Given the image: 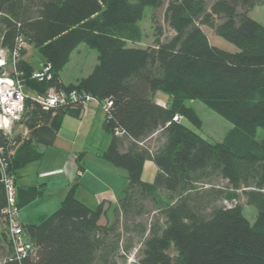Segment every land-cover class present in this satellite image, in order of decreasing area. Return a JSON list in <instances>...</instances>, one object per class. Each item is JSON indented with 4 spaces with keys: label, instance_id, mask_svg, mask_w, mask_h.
I'll return each instance as SVG.
<instances>
[{
    "label": "trees",
    "instance_id": "obj_1",
    "mask_svg": "<svg viewBox=\"0 0 264 264\" xmlns=\"http://www.w3.org/2000/svg\"><path fill=\"white\" fill-rule=\"evenodd\" d=\"M264 0H0V46L12 50L17 39V69L28 92L48 86L84 92L100 102L111 100L103 130L110 140L102 158L126 171L127 185L115 203L101 200L91 208L76 197L83 153L75 157L77 172L58 208L37 223L22 224L34 252L17 259L0 213V264H119L133 247L124 241L127 222L139 216L144 202L158 207L161 219L135 222L140 235L136 264H264V26L248 11ZM165 4L164 19L173 31L165 40L135 46L137 22L146 6ZM236 46L228 51L212 45L202 26ZM85 43L97 52L86 76L64 83L60 71L71 52ZM35 48L52 65L53 79L31 78L35 65L25 58ZM168 95L166 105L155 99ZM187 99L202 101L233 127L223 140L211 142L181 121L201 122ZM65 116L81 118L79 103L44 108L26 99L11 134L0 130L13 176L16 204L22 208L43 194L41 186L17 185V170L40 162L54 143ZM21 126L26 132H14ZM152 139L156 146L148 144ZM13 149V154L9 151ZM157 167L153 181L142 179L144 163ZM221 178L224 186L211 182ZM208 183V187L205 184ZM161 192L168 199H161ZM242 194L256 207L253 223L242 204H216ZM6 203L0 181V211ZM113 219L102 223L103 217Z\"/></svg>",
    "mask_w": 264,
    "mask_h": 264
},
{
    "label": "rangeland",
    "instance_id": "obj_2",
    "mask_svg": "<svg viewBox=\"0 0 264 264\" xmlns=\"http://www.w3.org/2000/svg\"><path fill=\"white\" fill-rule=\"evenodd\" d=\"M164 9L165 4L159 6L157 8H152L150 6H146L144 9V13L142 18L137 22V25L141 31L140 40L135 43H128L135 46L145 47L148 45H152L154 43L157 31H160V39L165 40L173 34V31L167 25L164 19ZM248 16L258 21L260 24L264 26V2L254 6L252 9L248 11ZM203 31L208 37L209 42L212 45L220 47L222 49L228 51H235L237 48L232 43L226 41L222 37L215 34L214 30L208 26H202ZM25 58L32 62L37 66L41 61H43L42 56L39 52L33 47H27V52ZM97 62V52L95 49L89 47L85 43H80L70 54L68 62L65 64L63 69L60 71V77L64 83H70L76 81L78 77L86 76L92 69L93 65ZM165 98H168V95L165 92L159 91ZM185 104L191 106L197 116L200 119V126H196L186 117L181 116L180 121L186 125L191 130L198 133L203 138L215 142L223 140L224 136L228 131L233 127L232 123L227 119L222 117L220 114L207 107L202 101L197 99H187L185 100ZM97 107L96 104L91 103L90 108L86 111L87 114L91 112L89 115L86 114L83 116V124L82 129L75 137V141L73 142L72 138L74 136V130L76 127L71 128L68 123L60 130L59 135L63 138V146L57 144H53L51 146L46 147L45 154L42 160L39 162H33L28 164L17 170V179L21 183V185H35L36 181H43L45 179H55L56 178V165L59 161V156L57 155V148L67 147V152L71 153H83L82 165L88 171V180L92 181V174H95L97 171H105L108 173V177L106 181L108 183L104 184L102 190H112L121 191L127 184V176L126 171L119 167H113L111 163L103 159L100 154L105 146L107 145V141L109 140V134L106 133L102 128V120L104 115V109L101 106L93 109L95 111H90L91 108ZM70 120L74 119L69 118ZM20 127L15 126L14 130L16 132L20 131ZM73 134V135H72ZM257 139L264 138V129L259 127L256 132ZM157 139H152L148 142L151 146L158 145ZM71 149V151H70ZM76 151V152H75ZM39 163V164H38ZM102 163H105L109 168L108 169L103 166ZM38 164V165H37ZM157 173V167L152 159H147L144 163V168L142 171V179L148 182L153 181L155 174ZM54 174V175H53ZM216 186H224L226 185V181L218 178L213 179L211 182ZM208 183L205 184V187H208ZM167 200L168 196L164 192H161L159 195V201L162 204L161 199ZM55 199V195L49 198L50 203ZM54 202V201H53ZM234 203L242 204V213L249 220L250 223H253L256 218V207L252 204L245 203V198L242 194L239 195L238 198L233 200H224L219 199L216 201V204L220 205H232ZM53 203H51L52 205ZM23 208V207H22ZM58 208V206H49V211L52 213ZM95 208V207H94ZM157 205H155L152 201L147 200L144 202L143 212L136 216L133 219H130L127 222V230L125 231L124 241L127 237H131L133 239V247L127 254L125 259L118 258L119 264H136L137 261V248L140 246V235L137 232V229L134 227L135 222H139L142 224H146L149 226L151 222H153L156 218L161 219L162 217L159 215ZM109 218L103 217L101 222L104 223L109 219L110 221L113 219L112 210L108 212Z\"/></svg>",
    "mask_w": 264,
    "mask_h": 264
},
{
    "label": "built area",
    "instance_id": "obj_3",
    "mask_svg": "<svg viewBox=\"0 0 264 264\" xmlns=\"http://www.w3.org/2000/svg\"><path fill=\"white\" fill-rule=\"evenodd\" d=\"M25 46V42L21 39L16 40V44L12 50L0 46V130L4 134H11L15 122H17L25 107L26 99H31L44 108H50L57 105L79 103L83 109V115L89 109L90 104L94 103L101 106L104 112L111 104V100L100 102L95 97L84 92H78L76 89L65 90L56 89L54 86H48L43 92H28L24 86L17 69V61L19 51ZM31 78L41 82H49L53 79L52 65L50 62H42L39 67L32 70ZM175 121H180L181 116L176 114L173 116ZM5 121H7L5 123ZM11 149L8 153L13 154ZM7 156L4 155V149L0 146V169L6 203L1 209V218L6 229L7 239L9 240L13 256L18 260L22 257L30 255L34 252L33 244L27 240L23 233L22 223L19 220V208L16 204V187L12 175L6 172ZM79 172H76V174Z\"/></svg>",
    "mask_w": 264,
    "mask_h": 264
},
{
    "label": "crops",
    "instance_id": "obj_4",
    "mask_svg": "<svg viewBox=\"0 0 264 264\" xmlns=\"http://www.w3.org/2000/svg\"><path fill=\"white\" fill-rule=\"evenodd\" d=\"M42 62L43 61H41L39 64H37V66L35 65V67H39L42 64ZM155 99H156L157 103H159L160 105H163V106L166 105V103L168 101V98H165L163 96V94H161L159 91L156 92ZM96 108H98V106L95 108H91L90 111H95ZM93 109H95V110H93ZM87 111H89V110H87ZM90 113L91 112H89L87 114V112H85L86 116L89 115ZM83 116L81 118H76V117H72V116H65L63 119L62 126H61L60 130L65 125V123H68L71 128L76 127L74 130L72 129V131H74V133H73L74 136L72 138L73 142L75 141V137L78 135V133L82 129V124H83L82 120L84 118ZM69 118L74 119L76 122H74L73 120H70ZM103 119H104V115H103ZM102 122H103V120H102ZM18 127L21 128L20 131H18V132H23V133L26 132L21 126H18ZM60 130L58 131L56 138L54 140V143H53V144H57V146L58 145L63 146V143H66L65 141H63V138H61V136L59 135ZM14 132H16V131L14 130ZM108 138L110 140V136ZM109 140L107 141V144H108ZM106 146H105V148H106ZM45 150H46V148H45ZM45 150H44V154H45ZM67 150H68L67 147L66 148L62 147L60 149L57 148V155H60V156L58 157L59 161L57 162V165H56V170H55L56 178L55 179H53V180L45 179L43 181H36L35 185H26V184L21 185V183L17 179V185L20 187L41 186V188L43 189V194L41 197L35 199L34 201L29 203L28 205L19 209V220L22 224L37 223V222L41 221L44 217H46L48 214H50L49 206H59L62 198L64 197V195H65V193H66V191L70 185V183L74 181V179L76 177V172H77V165H76L75 157L79 152L78 153H71V152L65 153V151H67ZM70 151H71V149H70ZM83 156L84 155H82V158H81V165H82ZM100 156H101V154H100ZM29 164H31V163H29ZM102 164H103V166L105 165L106 168L112 169V168H109V166H107L105 163H102ZM112 166L116 167L114 165H112ZM107 172L105 173L104 170L103 171H97L95 174H92L93 180L90 181L87 178L88 171L84 167V170L82 171V174L79 176V179H78V186L76 188V197L80 201L84 202L86 205H88L91 208L96 207V205L103 199L109 200L112 203H115L117 200V197L122 193V191L125 187L123 189H120L121 191H118V192L117 191L113 192L111 189L110 190H102V188L104 187L103 185L108 183L106 181V178L109 176ZM53 195H55V199L53 200L54 202L53 201L51 202V203H53L51 205L49 198Z\"/></svg>",
    "mask_w": 264,
    "mask_h": 264
},
{
    "label": "water",
    "instance_id": "obj_5",
    "mask_svg": "<svg viewBox=\"0 0 264 264\" xmlns=\"http://www.w3.org/2000/svg\"><path fill=\"white\" fill-rule=\"evenodd\" d=\"M0 177H1V169H0ZM23 233H24L25 236H27V231H26V229L23 230Z\"/></svg>",
    "mask_w": 264,
    "mask_h": 264
},
{
    "label": "clouds",
    "instance_id": "obj_6",
    "mask_svg": "<svg viewBox=\"0 0 264 264\" xmlns=\"http://www.w3.org/2000/svg\"><path fill=\"white\" fill-rule=\"evenodd\" d=\"M0 100H2V98H0ZM7 121H5V123H6Z\"/></svg>",
    "mask_w": 264,
    "mask_h": 264
}]
</instances>
